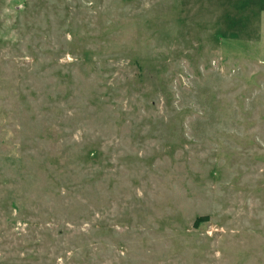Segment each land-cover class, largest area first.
Segmentation results:
<instances>
[{"label": "rangeland", "instance_id": "374dc122", "mask_svg": "<svg viewBox=\"0 0 264 264\" xmlns=\"http://www.w3.org/2000/svg\"><path fill=\"white\" fill-rule=\"evenodd\" d=\"M0 264H264V0H0Z\"/></svg>", "mask_w": 264, "mask_h": 264}, {"label": "trees", "instance_id": "16d2710c", "mask_svg": "<svg viewBox=\"0 0 264 264\" xmlns=\"http://www.w3.org/2000/svg\"><path fill=\"white\" fill-rule=\"evenodd\" d=\"M205 219V218H204ZM197 223L195 222L194 225H196Z\"/></svg>", "mask_w": 264, "mask_h": 264}]
</instances>
